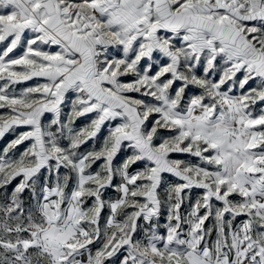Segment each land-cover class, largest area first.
I'll list each match as a JSON object with an SVG mask.
<instances>
[{
	"label": "snow or ice",
	"instance_id": "1",
	"mask_svg": "<svg viewBox=\"0 0 264 264\" xmlns=\"http://www.w3.org/2000/svg\"><path fill=\"white\" fill-rule=\"evenodd\" d=\"M9 133L0 264H264V0H0Z\"/></svg>",
	"mask_w": 264,
	"mask_h": 264
},
{
	"label": "rangeland",
	"instance_id": "2",
	"mask_svg": "<svg viewBox=\"0 0 264 264\" xmlns=\"http://www.w3.org/2000/svg\"><path fill=\"white\" fill-rule=\"evenodd\" d=\"M197 74H198V75H203V70H202V68H198V69H197ZM219 75H220V72L217 71V72L214 74V76H212L211 78L218 80V79H219ZM241 76H242V73H238V74H237V79H239ZM27 83H28V84H31V83H33V82L30 81V82H27ZM24 86H27V85H19L18 88H19V87H24ZM251 86H254L253 82H250L249 85H246L244 90L246 91V90H247L249 87H251ZM224 88H225V90H226V89H227V85H225ZM198 91H199L198 89L192 88V89H190V91H189V95H191V94H193V93H198ZM232 94H238V93L234 90V92H233ZM69 110H70V104H69V107H68V108L64 109V112L67 113ZM91 119H92V114H89L88 116H85V117H80L79 119L76 120V122H75V124L73 125V127L76 128V129H79V128L83 127L84 125L88 124V123L90 122ZM23 130H24V129H22V128H21V129H17V133H16V134H18L20 131H23ZM106 134H107V129H106V127H105V128H103V129L101 130V133L99 134V139H98L97 142H96V146H99V142H100V140H102V138H103ZM14 136H15V134L9 133V134H6V136H5L3 139H0V149H2V148L6 145V143H7L8 141H10L11 139H13ZM92 146H93V142H92V141H89L88 144L82 146L81 151H84L85 149L91 148ZM23 147H24L23 145L20 146V150H21V151L23 150ZM178 158H181V159H187L188 157H187V156H178ZM18 179H19V178H17V181H13L12 185H9V186H8V187H9V191H10L11 188L14 187L15 184L18 182ZM0 191H2V190H0ZM25 195L27 196V192L25 193ZM194 195H195V193H193V196H194Z\"/></svg>",
	"mask_w": 264,
	"mask_h": 264
}]
</instances>
